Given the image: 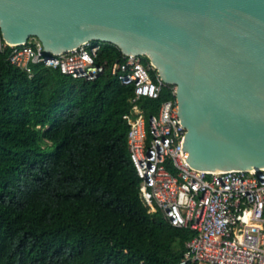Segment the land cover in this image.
I'll return each instance as SVG.
<instances>
[{"label": "trees", "instance_id": "16d2710c", "mask_svg": "<svg viewBox=\"0 0 264 264\" xmlns=\"http://www.w3.org/2000/svg\"><path fill=\"white\" fill-rule=\"evenodd\" d=\"M9 52H0V264H178L192 232L149 211L139 191L122 117L132 85L109 70L85 80L33 66L29 77ZM121 55L102 42L97 60ZM173 88L138 100L146 119Z\"/></svg>", "mask_w": 264, "mask_h": 264}, {"label": "water", "instance_id": "95a60500", "mask_svg": "<svg viewBox=\"0 0 264 264\" xmlns=\"http://www.w3.org/2000/svg\"><path fill=\"white\" fill-rule=\"evenodd\" d=\"M0 34L48 53L97 40L144 55L175 87L191 167L264 168V0H0Z\"/></svg>", "mask_w": 264, "mask_h": 264}, {"label": "built area", "instance_id": "2783aa9c", "mask_svg": "<svg viewBox=\"0 0 264 264\" xmlns=\"http://www.w3.org/2000/svg\"><path fill=\"white\" fill-rule=\"evenodd\" d=\"M101 43L91 40L55 54L46 52L35 37L11 45L0 34V52L9 46L8 61L29 77L33 66L85 80L109 70L120 83L132 85L130 108L122 117L139 191L149 211L159 210L169 224L192 232L178 264H264V168L191 167L182 150L185 128L177 114L175 87L174 97L162 101L146 119L138 100L157 98L166 84L144 55L121 53L120 59L98 61Z\"/></svg>", "mask_w": 264, "mask_h": 264}]
</instances>
